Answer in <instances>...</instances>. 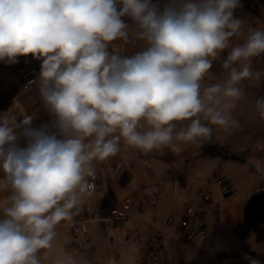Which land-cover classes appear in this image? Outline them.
<instances>
[{
  "label": "clouds",
  "instance_id": "obj_1",
  "mask_svg": "<svg viewBox=\"0 0 264 264\" xmlns=\"http://www.w3.org/2000/svg\"><path fill=\"white\" fill-rule=\"evenodd\" d=\"M238 7L240 0H169L163 8L153 0H0V61L42 60L40 97L54 117L32 128L31 115H0V189L10 193L0 210V264H41L57 225L91 195L93 161L115 156L121 140L178 152L175 141H211L210 125L238 126L231 113L244 96L239 84L260 78L251 65L264 54V30L250 27L233 42L244 22L234 17ZM114 41L143 47L120 55L109 51ZM214 61L227 77L202 87ZM256 109L264 118V97ZM182 121L190 123L174 131ZM254 167L264 175V160Z\"/></svg>",
  "mask_w": 264,
  "mask_h": 264
},
{
  "label": "crops",
  "instance_id": "obj_2",
  "mask_svg": "<svg viewBox=\"0 0 264 264\" xmlns=\"http://www.w3.org/2000/svg\"><path fill=\"white\" fill-rule=\"evenodd\" d=\"M169 0H153L161 8ZM242 7L234 10V17L242 19V34L233 42H243L248 28L264 30V0H240ZM129 28L135 24L130 17H122ZM109 51L120 55H134L141 50L143 42L125 44L114 41ZM228 50L221 56L226 58ZM22 58L31 60L38 69L42 60L31 54L20 56L16 63L0 61V97L7 90L20 87L21 76L17 65ZM253 72H260L259 79L242 81L239 87L244 96L237 101L232 111V119L238 122L225 129L213 128L212 140L199 139L196 143L175 141L180 151L161 147L144 152L128 146L123 140L120 151L104 161H93L96 187L91 195H83L72 210V219L62 221L56 227V237L50 249L39 253L41 264H55L58 258H72L76 264H247L244 254L258 257L264 264V225L254 229L246 221L255 214L264 220V175L255 170V161L264 160V118L256 109L257 98L264 97V54L253 58ZM227 71L219 61L206 78L214 83L222 82ZM9 111L17 115L33 116L32 128L49 125L54 117L43 107L39 86L25 91L15 100ZM189 121L177 122L174 131L186 128ZM206 123V122H205ZM21 147H26V139L18 138ZM231 152V154H229ZM122 162L120 169H112L110 164ZM228 176L235 190L225 194L218 179ZM3 178V173H0ZM147 183L146 194L156 192L159 197L157 207L139 214L132 222L108 228L104 217L110 210L122 203L125 197H140L139 189ZM10 193L0 189V210L6 206ZM194 205L204 215H212L215 224L203 235L193 239L186 237V228L179 223L185 207ZM90 217L89 237L84 241L74 238L71 222L79 215ZM174 217L168 222V216ZM193 225H197L194 218ZM129 235L133 238L126 240ZM139 237L138 241L134 238ZM159 238L162 246L150 253L146 240Z\"/></svg>",
  "mask_w": 264,
  "mask_h": 264
},
{
  "label": "built area",
  "instance_id": "obj_3",
  "mask_svg": "<svg viewBox=\"0 0 264 264\" xmlns=\"http://www.w3.org/2000/svg\"><path fill=\"white\" fill-rule=\"evenodd\" d=\"M16 68L21 76V85L20 87L7 90L0 97V114L12 108L15 104V100L18 99L20 94L39 86L38 69L31 60L22 58ZM210 83H214V81L211 78H205L202 82V87ZM229 154H231V152H229ZM110 167L112 169H120L122 167V162L117 161L112 163ZM88 182L92 186L91 189L96 187L94 180H88ZM218 183L222 186L225 194H230L235 190V186L226 175L220 177ZM147 187L148 184L143 183L139 189L141 194L139 198L127 196L120 205L113 207L109 214L104 217L106 227L115 228L121 226L124 222H132L138 218L140 213L157 207L159 197L156 192L146 194ZM194 218L197 220V225L192 224ZM167 221L170 223L173 222L174 217L172 215L168 216ZM89 222L90 217L85 214L77 216L71 222L72 233L76 240L84 241L88 239L90 231ZM179 223L182 227L186 228V237L188 239H193L199 235L206 234L215 224V218L212 215H204V213L194 205H188L185 207ZM246 224L254 229H261L264 225L263 216L261 214H255L246 221ZM132 239L133 238L129 235L126 236L127 241ZM139 239V237L134 238L135 241ZM145 243L150 253L153 254L154 257H157L156 251L162 246L161 240L159 238L155 240L148 239Z\"/></svg>",
  "mask_w": 264,
  "mask_h": 264
}]
</instances>
